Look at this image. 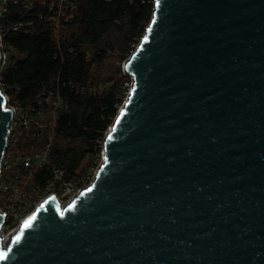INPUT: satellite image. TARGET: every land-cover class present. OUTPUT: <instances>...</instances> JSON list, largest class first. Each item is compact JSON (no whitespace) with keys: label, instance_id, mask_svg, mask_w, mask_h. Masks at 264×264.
Returning <instances> with one entry per match:
<instances>
[{"label":"water","instance_id":"water-1","mask_svg":"<svg viewBox=\"0 0 264 264\" xmlns=\"http://www.w3.org/2000/svg\"><path fill=\"white\" fill-rule=\"evenodd\" d=\"M124 72L93 186L0 214V264H264V0H155ZM13 118L0 86V170Z\"/></svg>","mask_w":264,"mask_h":264},{"label":"trees","instance_id":"trees-1","mask_svg":"<svg viewBox=\"0 0 264 264\" xmlns=\"http://www.w3.org/2000/svg\"><path fill=\"white\" fill-rule=\"evenodd\" d=\"M9 1L0 20L9 51L1 81L22 106L50 91L60 94L68 107L58 121L53 158L71 173L87 153L102 150L132 81L122 64L146 33L155 0H67L62 9L54 0ZM111 59L119 67L106 77L103 66Z\"/></svg>","mask_w":264,"mask_h":264},{"label":"built area","instance_id":"built-area-1","mask_svg":"<svg viewBox=\"0 0 264 264\" xmlns=\"http://www.w3.org/2000/svg\"><path fill=\"white\" fill-rule=\"evenodd\" d=\"M9 3V0H0V20L7 14ZM54 3L62 9L66 7L67 0H57ZM57 22L59 26V21ZM18 28L19 26H16L15 30ZM0 47L4 55L0 70V86L7 97L8 107L14 111L0 170V214H6L1 236L6 247L11 235H15L23 223L33 216L51 195H55L61 202V207L66 208L81 192L93 186L98 169L95 171V148L92 153H87L82 165L71 173L55 163L54 136L60 116L68 106L59 93L55 95L52 91L35 104L22 106L16 103L1 81V72L9 58L1 25ZM130 91L131 88L128 95ZM110 130L111 127L103 137V144ZM85 160L87 162L92 160V163L84 165ZM104 161L103 157L100 166Z\"/></svg>","mask_w":264,"mask_h":264},{"label":"rangeland","instance_id":"rangeland-1","mask_svg":"<svg viewBox=\"0 0 264 264\" xmlns=\"http://www.w3.org/2000/svg\"><path fill=\"white\" fill-rule=\"evenodd\" d=\"M56 1L57 0H54V2H56ZM118 67H119V63H117L113 59H111L106 64H104V66H103V68H104L103 74L106 75V77H110L112 75H115V71L118 70ZM123 71H124V66L122 64V74L125 75ZM101 86H102V84H101ZM130 88H131V82H129V84H128V89H127L128 92H129ZM124 101H123V104H124ZM123 104L121 105V107L123 106ZM100 144H101V147H102L101 149L102 150H101L100 154H97L95 156V171H97V169H99L100 164H101V162L103 160V157H104L103 140H102V142ZM91 163H92V160H89L88 162H87V160H85L84 165H89Z\"/></svg>","mask_w":264,"mask_h":264},{"label":"bare ground","instance_id":"bare-ground-1","mask_svg":"<svg viewBox=\"0 0 264 264\" xmlns=\"http://www.w3.org/2000/svg\"><path fill=\"white\" fill-rule=\"evenodd\" d=\"M5 241H6V239H5ZM5 243V242H4Z\"/></svg>","mask_w":264,"mask_h":264}]
</instances>
